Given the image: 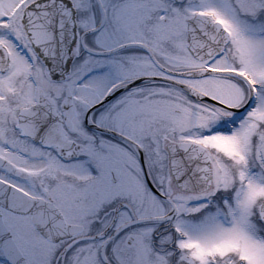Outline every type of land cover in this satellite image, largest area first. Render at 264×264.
I'll return each mask as SVG.
<instances>
[{
	"label": "snow or ice",
	"instance_id": "6c2138e0",
	"mask_svg": "<svg viewBox=\"0 0 264 264\" xmlns=\"http://www.w3.org/2000/svg\"><path fill=\"white\" fill-rule=\"evenodd\" d=\"M0 264H264V0H0Z\"/></svg>",
	"mask_w": 264,
	"mask_h": 264
}]
</instances>
